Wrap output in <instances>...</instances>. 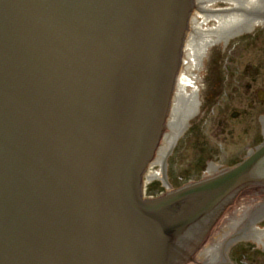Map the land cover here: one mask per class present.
Returning a JSON list of instances; mask_svg holds the SVG:
<instances>
[{
  "label": "water",
  "instance_id": "95a60500",
  "mask_svg": "<svg viewBox=\"0 0 264 264\" xmlns=\"http://www.w3.org/2000/svg\"><path fill=\"white\" fill-rule=\"evenodd\" d=\"M213 1L0 0V264H232V242L264 243V205L243 218L262 197L245 186L264 182V144L143 195L153 157L170 186L167 156L197 113L208 48L264 22V0ZM190 11L198 24H185ZM186 48L194 77H178Z\"/></svg>",
  "mask_w": 264,
  "mask_h": 264
},
{
  "label": "rangeland",
  "instance_id": "374dc122",
  "mask_svg": "<svg viewBox=\"0 0 264 264\" xmlns=\"http://www.w3.org/2000/svg\"><path fill=\"white\" fill-rule=\"evenodd\" d=\"M180 71L187 70L182 65ZM200 74L201 114L167 156L166 173L173 186L200 179L210 162L220 165V169L232 166L263 138L260 115L264 112H260L264 107L249 106V86L252 90L264 89V23L211 48ZM162 144L159 142L158 149ZM157 169V163H148L144 179L148 195L167 192L159 178L146 181V175ZM260 225L264 227V221ZM228 256L232 264H264V244L236 240L229 245Z\"/></svg>",
  "mask_w": 264,
  "mask_h": 264
},
{
  "label": "bare ground",
  "instance_id": "6f19581e",
  "mask_svg": "<svg viewBox=\"0 0 264 264\" xmlns=\"http://www.w3.org/2000/svg\"><path fill=\"white\" fill-rule=\"evenodd\" d=\"M220 1H221V2H226V3H224L223 6H221V5L218 4ZM226 4H227V5H226ZM229 6H231V3H230L229 1H226V0H216V1H213V2H211V3L209 4V7H210V8H224V7H229ZM193 13H194V14H193ZM201 19H202V16H201L200 14H198V13H196V12H192V11H190L189 18L187 19V21L185 22V24H190V25L198 24V23L201 21ZM262 23H264V22H262ZM217 24H218V20H217L216 18H209V19L205 20V21L203 22L202 25H203V27H214V26H216ZM245 32H246V31H245ZM231 38H232V37H231ZM231 38L226 39V40H223V41H220V42H216V43L212 44V45L208 48V50H207V52H206V54H205V56H204V59H203L201 65H200V68H199V70H198L199 105H198V110H197V113H196L194 119H195L196 117H198V116L201 114V111H202V98H201V96H202V88H201V86H200L199 83H200V80H201V74H200V72H201V70H202V69L204 68V66H205V58L208 56L209 51L211 50V48H213L214 46L220 44L221 42H229ZM186 41H187V33H186L185 30H184V34H183V38H182V45H181V47H180V53L183 51V49H184V47H185V44H186ZM184 55H185V58H184ZM186 57H187V58H186ZM182 65L185 67V69H186L187 71H180ZM195 74H196V67H195V64H194L193 59H192L191 50H190V48H186V49L184 50V53H183V58H182V62H181V65H180V69L178 70V77H194ZM172 90H173V92H172V95H171L170 102H175L176 99H177L176 88L173 86ZM192 90H193V86H192L191 84H186V85H185V91H186V92L189 93V92H192ZM169 119H171V115L168 114L167 112H165L164 120H169ZM191 124H192V122H191V123L189 124V126L185 129V131L191 126ZM263 124H264V122H263ZM185 131H184V132H185ZM184 132H183L182 134H184ZM182 134H181V135H182ZM181 135H180V136H181ZM179 138H180V137H179ZM179 138H178V139H179ZM159 139H160V142H162L163 144H162V147L160 146V148H159L157 151L162 150V149H164V147H165V141H164V139L162 138L161 135H160V138H159ZM178 139H177V140H178ZM175 143H176V142H175ZM175 143H174V144H175ZM217 172H218L217 165H216V164L212 165V167L210 168V173H211V174H213V173H214V174H217ZM154 178H158V177H157V170H156V171H152V170H151V171L147 174V180H148V181H152ZM263 218H264V217H263ZM263 218H261V219L255 221L254 225L257 226V225L259 224V222H260ZM232 243H233V242H232ZM262 243H263V242H262ZM228 247H229V246H228Z\"/></svg>",
  "mask_w": 264,
  "mask_h": 264
},
{
  "label": "flooded vegetation",
  "instance_id": "af4514ba",
  "mask_svg": "<svg viewBox=\"0 0 264 264\" xmlns=\"http://www.w3.org/2000/svg\"><path fill=\"white\" fill-rule=\"evenodd\" d=\"M249 90L250 91H253V92H250L249 91V95L252 97V100H251L249 106L250 107H253L255 105V107H256L257 105H259L260 107L261 106L264 107V89H255V90H252L251 87L249 86ZM262 112H264V109L260 113H262ZM237 115H238V113L237 112H234L233 116L234 117H237ZM239 115H242V113H240ZM260 119H261V122H264V113L260 115ZM262 144H264V136H263V138L261 140L257 141V143L254 145V148H251V149H257L258 146H260ZM246 156H247V154L243 157V159L246 158ZM243 159H240L239 161H241ZM210 164L211 163H208L206 167H208ZM250 186H252L253 189H255V190L261 191L262 192V197L258 200L259 206L256 209H253L251 211V213L253 212V215H250V216L246 217V214H248L249 212L248 211H245V213L243 215V218H245L244 221H251V218L252 217H255L256 212L259 209V207H261V206L264 205V182L253 183ZM247 198H250V194L243 193L239 197L240 201H238V202L241 203V204L242 203H246L247 202V200H246Z\"/></svg>",
  "mask_w": 264,
  "mask_h": 264
}]
</instances>
